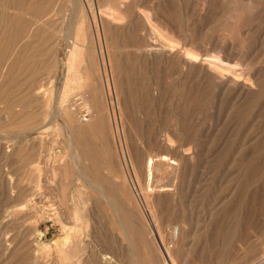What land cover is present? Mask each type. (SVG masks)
<instances>
[{"label":"rangeland","instance_id":"rangeland-1","mask_svg":"<svg viewBox=\"0 0 264 264\" xmlns=\"http://www.w3.org/2000/svg\"><path fill=\"white\" fill-rule=\"evenodd\" d=\"M70 1L0 0V264H264V0ZM163 141L148 218L124 166Z\"/></svg>","mask_w":264,"mask_h":264},{"label":"bare ground","instance_id":"bare-ground-1","mask_svg":"<svg viewBox=\"0 0 264 264\" xmlns=\"http://www.w3.org/2000/svg\"><path fill=\"white\" fill-rule=\"evenodd\" d=\"M30 1L31 0H12L11 4L16 9H18L19 11L24 10L25 8H28L30 10L31 17L39 19L41 17H48L49 18L50 16H52L53 12H50L48 10V7H49L48 5L51 4V6H52V4H53L52 2H55L58 0H34L32 3H30ZM90 1L91 0H84V3L88 7V10L90 12V17L95 19L97 12H95V10L92 8ZM95 1H96V3H98V6H97L98 9L101 7H104L105 10L111 11V12H113V14H115V12H120V11L122 12V8H123L122 3L123 2L121 0H95ZM70 2L73 4L74 10L78 9V7H79L77 4L78 0H71ZM128 13H130V11H128ZM1 18H5L4 14L1 15ZM23 18L24 17L22 16V14H20L16 17H13L12 19H23ZM74 101H76V100H74ZM79 104L80 103L79 102L77 103V101H76V107ZM84 106H85L87 113L82 116L83 118L80 117V119H81L80 121L83 124H89L91 121V112L88 110L87 105L85 103H84ZM165 142L166 141H163L162 147H164L169 152H161L157 155H153V153L152 154L148 153L147 155L143 154L140 156V164L139 165L134 166L130 162H128V164H125V166H124V168H125L124 173H125L126 177H127V175H130V174L135 175L137 177L136 182H134L132 179L131 190L133 192V195L136 196V198L139 200V208L141 209V212H143L148 218H149L148 205L144 202V199H143L144 195H145V197H146V195H147V197H159L160 193H157V196H155V195L152 196L151 194H154L155 189H157L159 187L161 182L158 180V178L160 177V175L162 173L166 172L167 174H169L170 176H169L168 181H172L173 183H175V181L177 180L178 175H179V164L181 161L179 160L176 153H178L180 151L182 146L177 147V149H173V148L168 147V145H166ZM81 154L84 156H87V154L84 153L83 151H81ZM140 181H143V184L140 183ZM100 182H101V180H100ZM164 187H166V186H164ZM127 188H128L127 183H124V184L118 186V191H117L118 192V196H117L118 202L110 203L111 208H114L116 210L118 209L119 211H121V210L123 211L122 206L121 207L119 206V201L121 199L127 198L129 196V194L127 193ZM100 195L102 197H104L102 191L100 192ZM104 198H106V197H104ZM108 198H110V197H108ZM151 221L152 220H149L150 223H151ZM122 226H123V228H122L123 232L125 230H127V227H129L128 224H126V225L122 224ZM154 229H156V228H154ZM154 233H155V236H154L155 238H153V240L157 243V245H159V247L161 246L162 249H164V241H163L164 235L159 233L158 229H156ZM124 238H126L125 241L127 240V242H129V241L131 242V240L133 239V236L130 237V235H128V233L125 231ZM171 242H172V246H169L168 248H166L165 254L163 255L166 258H170L171 252L168 249H173L174 244L176 246H180V244H182V242H183V231L179 226L175 227L174 230L172 231ZM149 256H150V254H149ZM150 264H152V261Z\"/></svg>","mask_w":264,"mask_h":264},{"label":"crops","instance_id":"crops-1","mask_svg":"<svg viewBox=\"0 0 264 264\" xmlns=\"http://www.w3.org/2000/svg\"><path fill=\"white\" fill-rule=\"evenodd\" d=\"M139 246V248H138V253H139V255H143V257H146V255L144 254V246L143 245H138ZM103 253L104 252H106V250H104V251H102ZM106 253H108V252H106ZM110 253H112V252H110ZM113 254V253H112ZM139 258V257H138ZM139 262H141V260L139 259ZM145 263V262H144Z\"/></svg>","mask_w":264,"mask_h":264}]
</instances>
